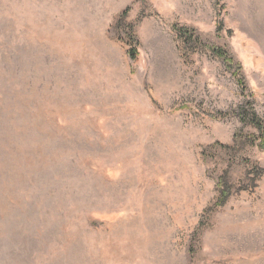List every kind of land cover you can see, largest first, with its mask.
I'll return each mask as SVG.
<instances>
[{
    "label": "rangeland",
    "instance_id": "obj_1",
    "mask_svg": "<svg viewBox=\"0 0 264 264\" xmlns=\"http://www.w3.org/2000/svg\"><path fill=\"white\" fill-rule=\"evenodd\" d=\"M253 113L264 0H0V264H264Z\"/></svg>",
    "mask_w": 264,
    "mask_h": 264
},
{
    "label": "trees",
    "instance_id": "obj_2",
    "mask_svg": "<svg viewBox=\"0 0 264 264\" xmlns=\"http://www.w3.org/2000/svg\"><path fill=\"white\" fill-rule=\"evenodd\" d=\"M123 19L124 18L118 19L116 22V26L121 25L123 22ZM128 46L129 47L127 50V56H128L129 61L133 63L136 61L138 57V50H137L138 41L131 32L129 33ZM210 49L218 58L222 59V61L225 62L229 67L231 66L232 59L227 57V53L224 50H222L221 48H217L215 46L211 47ZM238 72H239V67L236 68L235 75L238 74ZM239 116H240L239 118L241 122H244V120L248 118V114H242V116L239 114ZM249 122L253 125V127L256 129L258 133L259 142L257 144V148L259 150H264V123L260 121V119L255 113H253L250 116ZM217 185H218L219 193L221 196V203H223L230 196V189H228L229 187L226 185L225 180L222 177L219 178Z\"/></svg>",
    "mask_w": 264,
    "mask_h": 264
}]
</instances>
